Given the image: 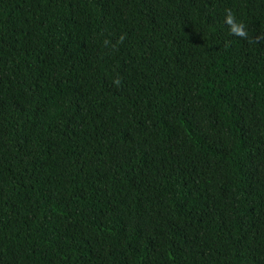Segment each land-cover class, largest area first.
I'll return each mask as SVG.
<instances>
[{
  "label": "trees",
  "instance_id": "trees-1",
  "mask_svg": "<svg viewBox=\"0 0 264 264\" xmlns=\"http://www.w3.org/2000/svg\"><path fill=\"white\" fill-rule=\"evenodd\" d=\"M0 264H264V0H0Z\"/></svg>",
  "mask_w": 264,
  "mask_h": 264
},
{
  "label": "clouds",
  "instance_id": "clouds-1",
  "mask_svg": "<svg viewBox=\"0 0 264 264\" xmlns=\"http://www.w3.org/2000/svg\"><path fill=\"white\" fill-rule=\"evenodd\" d=\"M226 23L230 26L229 31L238 36H245V27L242 21H236L231 12L226 15Z\"/></svg>",
  "mask_w": 264,
  "mask_h": 264
}]
</instances>
